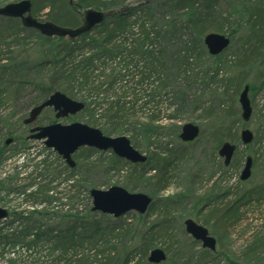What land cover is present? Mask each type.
<instances>
[{"label":"trees","instance_id":"trees-1","mask_svg":"<svg viewBox=\"0 0 264 264\" xmlns=\"http://www.w3.org/2000/svg\"><path fill=\"white\" fill-rule=\"evenodd\" d=\"M221 1L166 0L170 13L164 15L161 21L146 4L140 3L125 13L107 18L95 27L98 30L96 35L84 34L90 41L84 44L90 46V49L84 44L78 49V38L45 36L38 30L24 27L19 18L0 16V109L10 93L20 95L31 84L36 88L35 94L29 98L26 108L39 105L55 91L73 94L74 88L85 89L90 102L83 99L85 108L81 112L90 109L87 124L97 127V121L103 119L107 126L106 129H100L106 135L121 132L123 126L128 125L135 132L131 137L134 147L138 149L140 146L137 137L141 136L144 137L149 152L146 162L149 166L128 162L112 151L105 157L104 152L88 146L80 148L74 154L76 166L73 168L64 160L61 168H52L48 157L30 166L31 170L28 172V165H17L20 169L17 167L16 175L19 178L16 177V180L19 184L25 183L14 191L27 209L13 212L15 217L4 222L0 228L2 264L149 263L147 254L156 246L155 236L171 241L169 216L173 208L182 203L184 195L177 193L157 198L170 189V180L173 178L170 171L178 162L179 150L162 145L156 150L150 149L153 144L151 139L157 137L160 140L163 137L162 131L167 128L162 123V114L167 110L156 106V98L167 93V81L170 78L175 81L178 76L191 70L195 52L208 55L212 61L211 65L208 64L206 74L211 73V83L221 81L222 87L216 111L212 108L208 111V115H215L214 122L208 129V137L212 153L218 155L225 142H241L238 130V122L243 121L239 102L241 91L249 85L250 92L254 93L264 85V79L257 86L247 78V74L254 69H258L259 76L264 78V69L258 68V65L264 66V0H229L225 14L218 9ZM75 3L80 10H109L124 6V0H77ZM32 4L33 15L39 19L41 12L48 9L47 20L57 24H60L58 14L61 10L68 11L75 18L76 23L71 27L82 21L81 12L75 10L69 0H32ZM226 23L231 24V30L227 34L231 39L230 45L220 54L211 55L205 44V36L216 31H211L209 25L225 32L223 27ZM182 33L189 36L185 41L187 45L182 49L184 53L176 52L173 55V71L166 69L164 49L160 47L155 50V42L161 43L162 38L176 37ZM229 48L234 58H227L226 51ZM111 62H115L118 69L113 67L111 73L104 74ZM100 65H104V69L96 75L94 81L95 70ZM223 69L227 70V76L221 80L219 75ZM34 72H42L43 77L31 78ZM89 80L90 87L85 88ZM110 97H113L112 101L103 106ZM144 99L145 102L142 103L141 100ZM138 109L144 114V120L135 118ZM56 121L58 120L54 115L45 124ZM254 135L255 144L264 141V115L259 119V127ZM19 141L26 144L31 140L23 135ZM6 142L7 139L5 147L8 145ZM253 142L244 146L253 153L248 156L253 157L255 165L262 158L257 155L258 150ZM236 145L234 157L240 152V144ZM31 153L34 151H28L22 160ZM96 153L101 154L96 162L105 167V178L124 172L123 168L126 166L127 169L122 173L123 180L119 184L130 191L143 188L153 197L154 201L148 211L145 214L135 212V217L144 221L146 216L159 211L158 222L149 227L144 222L141 226H134L127 221L126 215L115 218L92 210L90 190L98 186L92 182L89 174L90 160ZM0 156L3 160L8 158L3 153ZM12 157L15 156L9 158ZM234 157L228 166L223 158L220 171L231 165L236 166ZM262 162L264 166V159ZM37 169L43 172V178L38 176L34 179ZM214 176L207 179L210 184L207 197H200L194 210L195 215L205 224L212 226V232L218 234V243L221 245L229 228L241 219V210L253 202L263 201L264 185L236 191L237 198L229 201L227 198L231 189L220 186L224 176L213 178ZM217 190L221 195L211 196ZM199 203L203 207L199 208ZM54 207L57 208L52 209ZM48 215L57 216L53 218L56 222L59 221L57 224L64 223L66 226H54L56 223L52 221L55 220L47 217ZM254 236L252 245L244 252L246 256L254 257L252 253L264 249V236L261 233H255ZM168 249L170 247L166 251ZM200 256L201 258H192V262L220 264L221 257L225 258L226 264L232 261L224 250L218 248L214 252L203 248ZM255 259L256 264H264V256Z\"/></svg>","mask_w":264,"mask_h":264},{"label":"rangeland","instance_id":"rangeland-1","mask_svg":"<svg viewBox=\"0 0 264 264\" xmlns=\"http://www.w3.org/2000/svg\"><path fill=\"white\" fill-rule=\"evenodd\" d=\"M20 0H0V5H6L12 2H18ZM70 1V0H69ZM77 0H74L76 2ZM228 1L229 0H222L218 9L222 11L224 14L228 10ZM143 0H124V6L135 5L142 3ZM150 8L157 16V18L161 21L163 16L169 14L170 11L166 7V0H150L147 3H144ZM123 6V7H124ZM76 10V9H75ZM106 10V9H100ZM48 9H44L41 12V19H47ZM58 19L60 25L63 26H70L76 23L75 18L72 14L68 13L66 10H61L58 14ZM210 22H213L210 19ZM78 23L76 26L80 25ZM214 25L210 24L209 28L211 31H216L219 33L228 34L231 30V24H225L223 30L226 32H221L216 30ZM240 29V27H239ZM98 30L94 28L91 32H89V36L96 35ZM189 36L186 33L177 34L176 37H166L162 38L161 43L159 41L155 42V50H158L160 47L164 49V56L167 60L166 69H171L173 71V55L177 52L184 53L183 46L187 45L185 42ZM78 44L77 48H81L84 43H88L89 38L87 36H80L78 37ZM85 47L87 44H84ZM151 47H148V49ZM82 51H79L81 53ZM127 52V51H125ZM227 58L231 59L234 58V54L229 48L227 51ZM194 63L191 65V70L185 74L178 76L175 81L173 79H169L168 83V91L165 95L158 96L156 101L154 102L157 107L162 108L163 110H167L162 114V123L164 126H167L162 132L163 137L158 140L157 137L151 139L153 143L150 146L151 150H156L158 146H168L173 150H179L178 154V162L174 164L171 168V175L173 178L170 180V189L163 194H160L157 198H164L165 196L174 195L177 193H182L184 195L183 201L181 204L175 206L173 208L172 214L169 216L170 220V235H172V239L168 242V239L160 238L158 235L156 240V246L154 248H162L166 251L167 248L170 247L166 251L167 259L162 262L164 264H203L202 261L192 262V258H201L202 246L201 241L195 240L190 234L187 233L185 229V220L191 218L196 222L204 225L210 231V233L216 237L218 242V234L212 232V226L209 224H205L200 217L195 215L196 210H194L196 201L201 197L202 199L208 194L206 192L210 191V184L207 182L208 178H220L224 176V180L220 182V186H226V188L231 189V193L227 200L234 201L236 196V191L241 189H245L246 187L250 186H262L264 185V166L262 160L264 159V141L259 143H254L255 149L258 150L257 155L262 159H259L258 162L253 165L252 168V176L247 181H242L240 179L241 170L244 167L245 159L250 154L253 155L249 150L245 149L246 147L241 144L240 141H236V144H240L239 146V154L235 155L234 161L236 160V166H229L225 170L220 171L221 162L223 158L218 155H214L211 150V141L208 137V129L214 122V113H209L208 111L210 108L216 111L217 106L219 105L220 101V93L222 91L221 81H217L216 83H211L210 81V74H206L208 64L211 63V59L208 55L204 53L195 52V57L193 59ZM98 64V63H97ZM211 65V64H210ZM103 66L100 65L99 69L95 70L94 81L97 78L96 75L99 72L103 71ZM113 67H118L115 62H111L108 65L107 70L104 74H108L112 72ZM226 67V66H224ZM259 69H264L263 65H258ZM214 73L213 71H211ZM259 70L254 69L250 73L247 74L248 80L259 86L262 81L263 77L259 76ZM262 73V72H261ZM223 76V77H222ZM227 76V70H222L219 78L221 80ZM42 78V72L37 73L34 72L31 74V78ZM103 80V78H100ZM30 82V81H29ZM98 81L96 80V83ZM90 87V80L89 83L86 85L85 88ZM35 86L33 84L28 85L26 89L22 93L17 94V96L10 93L7 96V99L4 101V105L0 109V155L3 153L4 156H8L7 160H3L2 156H0V206L3 208L8 209L10 215L7 219L1 220L0 228L4 222H9L10 219H13L15 216L12 214L13 212H21L22 210H26L27 207L21 202L19 195L14 191L16 187H20L23 185L22 183L16 180L17 173V165H28L26 169L27 172L30 171V166L36 165L40 160L44 158H50L49 162H52V168L58 167L61 168L63 166V158L59 156V154L54 151L52 148H48L44 145L43 141L41 140H31L30 142L24 144L20 142L21 136H29L28 125L24 123L22 119L27 118L31 108H26V103L28 102L29 98H31L35 94ZM184 89V90H182ZM12 94V95H11ZM74 99L81 100L83 99L87 102H90V97L87 95L85 89H78L74 88L73 94L67 93ZM249 96L253 103V116L248 122H244V120L239 123L238 122V130L239 135L241 134V130L246 127L250 128L254 133L257 131L259 127V119L264 115V85L258 89L256 92H250ZM114 97V95H113ZM110 97L108 101H105L103 106H107L112 98ZM129 98V97H128ZM127 100V99H125ZM102 102V100H100ZM108 102V103H107ZM142 103L145 102L141 100ZM140 104V102L138 103ZM94 106V104H93ZM28 109V110H27ZM132 112V110H130ZM90 109L86 112L83 111L73 116H69L66 118H60V121L63 124H69L73 121H81L87 123V118H90ZM136 119L144 120L143 113L141 109H138L136 113ZM55 112L52 108H47L42 111V113L38 116L35 125H41L49 122L52 117H54ZM192 122L200 126L202 133L200 136L191 142L183 141L179 134L181 133V128L184 124ZM98 128L106 129V123L103 119H100L95 124ZM108 128V127H107ZM132 128V127H131ZM129 129V130H128ZM127 135L132 137L135 132H132L130 126L124 125L121 132L117 131L112 133L109 136H118V135ZM7 138H14L15 141H12L7 147H5V141ZM139 140L140 146L138 149L145 153L149 154L147 150V144L144 140V137L141 136L137 137ZM3 148L4 151H3ZM16 153H14V151ZM6 150V152H5ZM28 151H34L31 153L30 156H27L24 160V154ZM110 151V150H109ZM109 151H105L104 156L108 157ZM103 152V151H101ZM15 156L9 158L10 156ZM101 154L96 153L93 154V158L90 160V178L93 180L95 184H97L98 188L106 189L111 185H121L119 184L120 181L123 180L122 173L125 172L127 169L124 166V172L112 174L111 177L105 178L104 171L105 167L98 165L96 160ZM29 163V164H27ZM145 166H149L147 163L144 164ZM237 165H239L237 167ZM20 169V167H18ZM40 169H37V172L34 173V179L38 176H42L43 172H39ZM39 173V174H38ZM214 173V174H213ZM28 183V181H27ZM219 186V187H220ZM140 190H136L135 192H144L147 193L146 190L143 188H139ZM211 196L221 195L220 191L217 190L213 192ZM207 197V196H206ZM198 204V203H197ZM200 204V203H199ZM58 206V204H55ZM203 207L202 204L199 205V208ZM54 207L52 209H56ZM27 211H30L29 209ZM242 216L239 221L234 223L232 227L229 228V233L227 236L223 237L221 245L218 243L217 248L224 250L228 257L232 259V262H239L242 264H256L255 257L264 256V249L260 251L258 249L255 253H252L254 257L246 256L244 252L250 248L253 241L255 240V233H261L264 236V197L263 201L253 202L250 205L244 207L241 210ZM159 211L157 213H151L146 216L145 220L139 219V217H135V211L128 212L126 214L127 221L131 222L132 225L137 226L144 223L147 224L146 227H149L153 224L158 222L159 219ZM47 217H51L52 221L56 223L58 228L65 227L64 223L56 222V219H53L57 216L55 215H48ZM46 218V217H45ZM18 223V222H16ZM53 225V224H51ZM218 231V229H217ZM153 248V249H154ZM213 251V250H212ZM214 252V251H213ZM150 252L147 254V261L149 263H142L139 264H151L149 261ZM138 259V258H137ZM135 259V261H138ZM139 262V261H138ZM220 264H226L225 258L221 257L219 262ZM229 263V264H230ZM2 264V262H0ZM154 264V263H153ZM161 264V263H159ZM211 264V263H206Z\"/></svg>","mask_w":264,"mask_h":264},{"label":"water","instance_id":"water-1","mask_svg":"<svg viewBox=\"0 0 264 264\" xmlns=\"http://www.w3.org/2000/svg\"><path fill=\"white\" fill-rule=\"evenodd\" d=\"M150 0H143L147 3ZM70 4L78 10L74 0ZM32 0H20L18 2L8 3L0 6V16L8 18H19L24 27L38 30L45 36L68 37L70 39L78 38L91 32L96 26L100 25L107 18L125 13L130 8L137 6L129 5L116 9L98 10L89 8L81 11L82 22L76 27L63 26L51 20H41L33 15ZM231 39L226 34L211 32L205 36V44L211 55H218L229 45ZM250 86L246 85L240 93L239 102L242 109V118L248 122L253 114L252 101L249 96ZM45 108H53L56 118H64L70 115H76L85 108L83 101L74 99L62 91H55L44 102L34 106L29 116L24 120L26 124L34 123ZM200 126L188 122L182 126L180 138L185 142H191L200 135ZM29 139L43 140L48 148H52L60 154L70 167H75L76 161L74 154L82 147L88 146L100 151H113L117 156L127 161L140 164L148 160V156L134 147L132 141L127 135L109 136L100 128L94 127L81 121H74L69 124L55 122L47 125H37L31 128ZM254 132L245 127L241 130V143L249 145L254 140ZM12 138L7 139V144L12 142ZM237 145L231 142H225L219 149V154L224 158L228 166L235 154ZM253 157L247 156L245 165L241 170L240 179L247 181L252 176ZM92 198V210L100 211L105 214L113 215L116 218L124 216L130 211L144 214L153 203V198L144 192H132L121 185H113L109 188H92L90 190ZM9 211L0 206V220L6 219ZM185 227L188 234L195 240L201 241L203 247L213 251L217 249V239L210 234V231L204 225L189 218L185 221ZM167 259V253L162 248H154L149 255V261L159 264ZM230 264H242L232 262Z\"/></svg>","mask_w":264,"mask_h":264},{"label":"flooded vegetation","instance_id":"flooded-vegetation-1","mask_svg":"<svg viewBox=\"0 0 264 264\" xmlns=\"http://www.w3.org/2000/svg\"><path fill=\"white\" fill-rule=\"evenodd\" d=\"M29 127H28V130H29V133H30V129L33 127V125H28ZM34 126H36V125H34Z\"/></svg>","mask_w":264,"mask_h":264}]
</instances>
